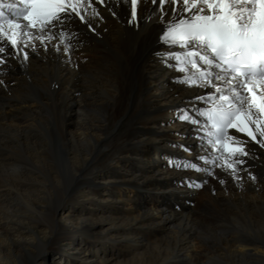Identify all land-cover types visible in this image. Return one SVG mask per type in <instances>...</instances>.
<instances>
[{
  "label": "bare ground",
  "instance_id": "bare-ground-1",
  "mask_svg": "<svg viewBox=\"0 0 264 264\" xmlns=\"http://www.w3.org/2000/svg\"><path fill=\"white\" fill-rule=\"evenodd\" d=\"M88 2L87 23L0 43L3 264H47L49 249L58 264H264V147L232 130L248 155L222 154L170 121L207 90L172 84L185 73L165 54L181 49L159 39L158 4L139 0L130 23L127 0ZM69 204L82 211L61 215Z\"/></svg>",
  "mask_w": 264,
  "mask_h": 264
},
{
  "label": "snow or ice",
  "instance_id": "snow-or-ice-1",
  "mask_svg": "<svg viewBox=\"0 0 264 264\" xmlns=\"http://www.w3.org/2000/svg\"><path fill=\"white\" fill-rule=\"evenodd\" d=\"M127 2L131 23L137 18L139 0ZM151 2L170 18L159 39L181 49L167 52L165 59L174 60L177 70L185 73L182 83L207 90L195 97L197 104L204 105H193L191 111L196 117L185 111L180 119L196 126L203 133L200 139H206L222 154L248 155L247 141L230 134L232 130L264 147V0ZM86 4L91 6L88 0H0V43L6 42L15 49L21 38L31 39L34 30L51 33L73 15L87 23L81 14ZM92 12L98 15L95 8ZM60 36L63 38L64 33L60 32ZM4 52L0 46V64L6 62L2 58ZM24 56L26 59L27 53ZM177 166L207 171L186 161ZM227 166L235 170L233 164Z\"/></svg>",
  "mask_w": 264,
  "mask_h": 264
},
{
  "label": "rangeland",
  "instance_id": "rangeland-1",
  "mask_svg": "<svg viewBox=\"0 0 264 264\" xmlns=\"http://www.w3.org/2000/svg\"><path fill=\"white\" fill-rule=\"evenodd\" d=\"M183 80V78H182V76H180V75H177V76H175V77H173L172 78V84L173 85H177L180 81H182ZM78 93V92H77ZM76 94V93H75ZM193 105L194 104H189V103H183V102H175L174 103V105L173 106H169V111H174L175 112V114L173 115V117L174 118H172L170 121H181V120H183V119H180L179 117L181 116L180 114L181 113H184L185 111H188V112H190V110H191V108L193 107ZM203 105H198L197 107H202ZM170 121H168V120H166V121H163L164 123H165V125H167V124H169V122ZM158 129H160L159 127H158ZM175 140H177V139H175ZM170 142H173L172 140L170 141ZM175 143V142H174ZM176 145H181V144H179V143H175ZM150 153H153V151H151ZM158 156V153L156 152V153H153V155L151 156V157H153V158H156ZM179 160L180 159H184V157L181 155V154H179ZM170 159H168L167 160V158H163L162 159V161H161V163H163V164H165V165H167V162L169 161ZM178 164H182L181 162H177ZM169 166H171L170 164H169ZM175 167H177V169H180L181 168V166L180 167H178V166H175ZM184 178V177H183ZM199 189V188H198ZM104 191H103V189L101 188L99 191H98V193H99V196H101V197H104V196H106V194H101V193H103ZM108 196V195H107ZM107 198H110V197H107ZM82 199V198H81ZM80 199V200H81ZM98 201H100V203H102V204H109L108 202H106V201H101V200H98ZM111 204L114 206V208H116L117 209V207L119 206L120 207V204H125V203H115V202H111ZM126 205H123L122 206V208L123 207H125ZM71 205L69 204V205H66V206H64L62 209H61V215H65L66 217H71L73 214H74V210H75V212H81L82 211V206L80 205V204H77V206L76 207H78L77 209H72L71 210ZM94 214V215H93ZM93 214H91L92 215V217H94V218H97V219H100L101 217V215H100V213H98V212H95V213H93ZM54 250H52V249H49V260H48V263L47 264H53V263H55V264H58V263H56V260L58 259V257H57V259H55L56 258V256H54V254L52 253ZM65 256V255H64ZM65 264H72V260H69L66 256H65ZM117 262H120V259L119 258H117V259H115L113 262H112V264L113 263H117ZM0 263H7L4 259H0ZM61 264V263H60Z\"/></svg>",
  "mask_w": 264,
  "mask_h": 264
}]
</instances>
